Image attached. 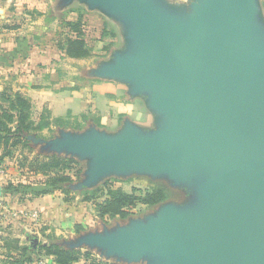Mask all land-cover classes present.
Listing matches in <instances>:
<instances>
[{
	"label": "water",
	"instance_id": "95a60500",
	"mask_svg": "<svg viewBox=\"0 0 264 264\" xmlns=\"http://www.w3.org/2000/svg\"><path fill=\"white\" fill-rule=\"evenodd\" d=\"M107 2L130 12L151 54L148 62L123 64L119 74L160 89L155 105L174 121L152 139L130 133L116 143L75 141L76 152L101 159L93 183L84 186L107 172L142 166L187 179L204 161L223 164L234 177L204 187L210 205L198 215L166 209L138 233L112 237L115 254L157 250L174 256V264H264V41L253 38L255 0H204L191 31L145 0Z\"/></svg>",
	"mask_w": 264,
	"mask_h": 264
},
{
	"label": "crops",
	"instance_id": "0c3cea01",
	"mask_svg": "<svg viewBox=\"0 0 264 264\" xmlns=\"http://www.w3.org/2000/svg\"><path fill=\"white\" fill-rule=\"evenodd\" d=\"M6 1L3 8L0 6V66L7 65L6 67L9 68V64H6V56L10 57L13 54V49L19 50L20 46L22 48L19 51L23 57L17 64L22 71L20 74H12L11 68L8 69V72H4L0 68V78L4 81L22 82L15 91L31 100L33 115L35 112H39V118L35 119L37 123L40 122L44 111L51 114L50 125L43 130L42 135L51 134L44 138L51 144L53 154L74 160H79L80 157L93 158L96 156L76 152L70 148V145L76 141L74 139L75 133H77L75 130L76 120H82L83 117L90 124H94V121L97 123V137L106 140L104 137L109 138L116 134L118 139L106 140L112 143L121 142L122 138L130 133L139 138L152 139L170 129L174 121L173 114L155 105L156 99L163 92L155 86L143 85L141 81L118 72L123 64L132 61L145 63L151 58L146 45L136 36L138 24L130 12L118 10L116 4L109 3L108 0ZM145 1L163 18L169 19L173 24L186 31L192 30L198 6L204 5V0ZM253 6H256V12L252 17L253 38L264 41V35H262L264 31V0H255ZM7 14L16 16L19 25L15 28L16 31L7 26L9 23V20H6ZM79 18H82L83 21L86 42L93 51V57L89 59L68 58L56 46L58 33L64 30L65 23L77 22ZM89 34L96 39L95 46L89 44L87 40ZM98 46L101 47L100 53L107 59L104 58L106 60L101 61L87 75L78 73L76 70H68L66 73L60 74L59 68L64 61L85 62L94 59L99 54L96 52ZM1 60H4V63ZM43 67L46 70H38L44 69ZM140 98L145 102H140ZM144 114H147V118H149L147 121H151V125L144 126L139 120L141 118L139 116ZM55 120H63L62 131L66 133L67 143L54 137V132L61 129ZM85 126L81 122L79 129L82 131ZM70 136H74V138L71 139ZM83 139L84 137L78 141L83 142ZM62 145L67 148L65 147L61 150L62 153L58 154V149ZM132 171L136 172V169L128 172L113 170L107 173L115 174V177L120 179L125 174H128L125 176L130 178L136 176L130 173ZM5 179V176L0 178V249L5 247V240L10 237V234L5 230L7 223H14V225L20 223L24 230H27L31 224L37 231L34 235H38L37 233L40 232L42 234L52 233L53 227L58 228L66 224L67 227L72 226L74 231L77 227L80 228L81 233L87 231L83 223L72 221L76 220V205L74 207L72 201L65 202L64 197L61 204L57 203L55 196L59 193L58 191L35 198L24 197L17 201L14 194L7 189ZM109 180L110 178L105 179L104 183ZM109 182L113 184L111 180ZM113 188L119 189L114 186ZM87 189L90 188L87 187ZM137 209H133L131 213L134 214ZM34 214L38 217L36 222L33 219ZM94 218L103 222L108 221V219L101 220L95 213ZM24 230L21 231L24 232ZM24 234L27 241L30 240L31 234L28 232ZM14 238L19 241L21 246H24L21 236H14ZM82 245L75 247V250L90 252L94 257L98 256L100 260L108 262L102 258L101 251L98 254L97 251L89 250V245L84 243ZM6 252V258L0 255V264H16L8 256L20 259L21 264H42L40 259L45 260L47 264H55L54 258L47 256H38L39 259H34L32 263H24L26 258L18 256L15 251ZM104 252L107 254L106 251ZM85 263L82 260L78 264Z\"/></svg>",
	"mask_w": 264,
	"mask_h": 264
},
{
	"label": "rangeland",
	"instance_id": "374dc122",
	"mask_svg": "<svg viewBox=\"0 0 264 264\" xmlns=\"http://www.w3.org/2000/svg\"><path fill=\"white\" fill-rule=\"evenodd\" d=\"M6 0H0V6L3 8L4 5H6ZM264 12V11H263ZM9 20V23H7V26L12 28L11 30L16 31V27H18V20L16 16H10L7 14V19ZM263 20H264V13H263ZM14 28V29H13ZM64 30L62 32H59L58 40L56 46H58L59 38H61V35L64 33H67L66 28H63ZM87 40L89 41V44L92 46H95L96 39L92 37L91 34L88 35ZM21 49L22 47L19 46ZM19 49V50H20ZM101 47L98 46L96 49V52L99 53L94 59H91L89 61L85 62H70V61H64L60 66V74L66 73L68 70H76L78 73H81L83 75H87L89 71H91L93 68H95L101 61L106 60L107 58L105 55H102L100 53ZM13 54L8 57L6 56V64H9V68L6 66H0L2 71L8 72V69L11 68V73H21V68H18V64L21 62V59L23 56H21L20 51L17 48L13 49ZM16 50V51H15ZM16 53V55H14ZM18 54V55H17ZM17 56V57H16ZM5 58V57H3ZM10 58V59H9ZM106 58V59H104ZM2 63H4V60H1ZM18 63V64H17ZM73 65V66H72ZM44 68V67H43ZM39 71L46 70L44 69H38ZM25 73V72H23ZM20 81H4L0 78V92L7 93L9 95H14L15 93H20L17 90L21 86ZM83 84V83H82ZM23 86V84H22ZM23 95V94H22ZM24 96V95H23ZM26 99L29 100L31 103V100L26 97ZM140 102H145V100L139 99ZM4 101L2 98H0V104H2ZM8 103V102H7ZM7 103H4V105L8 106ZM32 105V104H31ZM33 108V107H32ZM148 113V112H147ZM141 117V118H140ZM147 114L139 116V120L144 124V126H147L148 124L151 125V121H147L149 118H147ZM39 118V112H35L33 115L32 112V120L37 123L35 119ZM94 118V117H93ZM92 118V119H93ZM94 120V119H93ZM85 124V129L81 131V122ZM61 127L59 131L54 132V137H57V139L65 141L67 143V138L65 137V132L62 131V124L58 123ZM93 124V123H91ZM89 121H85L84 117L82 120H76V127L75 130L77 133H75L74 136H70V138H74L76 141L83 138V141L86 139H94L96 138V124L94 121V124L91 125ZM58 128V129H59ZM57 130V129H56ZM82 132V133H79ZM114 132V131H113ZM113 137L106 138V140L109 139L114 140L118 139L116 134H113ZM51 136V134H45L42 135V133L39 132H31L28 137V145L27 146H19L15 149H13V153L15 155L14 159L6 158L4 161V164L0 167V170H3L5 172V183L6 187L10 184L13 185L14 189H17L16 192H12L14 194L15 199L20 198H35V192L43 189H48L46 191L55 192L58 191L59 193L55 196V200L57 199V203L61 204L64 197L62 196L63 193L59 188H51L50 185L47 184V179L40 176V175H34L28 170V166H26V163L24 162V159H31L34 156H51L56 155L52 153L51 144L49 141H46L44 137ZM125 137L122 138V141ZM66 146L62 145L58 149V154L62 153L61 150L64 149ZM67 148V147H66ZM71 150L73 149V146L70 145ZM74 150V149H73ZM55 151V150H54ZM61 157V156H59ZM77 161L78 165L74 166V169L70 172V176L74 179L73 183L70 185L69 190L71 192L70 197H74V200L72 201L75 207V214H76V220L79 223H83L85 227L87 228V231H84V233H81L77 228L74 231V228L67 227V224L65 226H59L53 227L54 231L52 233H46L42 234L37 233L38 235H34L37 231L33 229V226L30 224L27 230H24L23 226L20 225V223H17L16 225L13 224H6L5 230L8 234H10V238L16 237H22L21 241L24 243V246L31 247V241L34 239V237H37V242L35 243V250H30L31 252L28 253L27 259H39L36 253L32 251H38V247L41 245L46 244H57L59 247L63 249H69V250H75L73 248L74 246L80 247L83 243L90 246L91 251H97L99 254V251H101V256L104 260H100L98 256H95L98 261L101 263H109V264H174L177 263V259L173 256L168 257L166 256L164 258L163 254L158 253L157 250H150L148 253L137 256V257H130L127 256L122 258V256H119V254H115V249H113V246L110 244L112 237H119L131 234L132 232L138 233L141 231V228L148 227L151 223L155 222V220H161L162 216L161 213L165 211L166 209L173 208L181 213L184 214H190V215H198L204 210L205 207H207V202H204L203 200V189L205 186L210 184L212 181L221 180V181H230L234 179L233 176H231V171L226 167L223 166L221 163H215V162H209L204 161L196 164V166L193 169L192 174L187 177V179L180 180L179 178H173L171 174L166 172L167 170L163 169L161 170H154L149 169L148 167L142 166L141 168L136 169V172H130L133 175H136L134 177H126L125 175H122L123 178H116L115 174L107 173L106 175L99 178L92 187H89L90 189H87L84 185L89 182L93 183V180L91 179L92 173L97 169V166L100 164L101 159L98 156H94L93 158L89 157H80ZM129 171V170H128ZM125 171V172H128ZM136 173V174H134ZM125 176V177H124ZM112 177V178H111ZM110 178V180L113 182V186L116 188H121L127 192H130L134 187L141 188L142 190H148L153 189L157 187L164 188L167 191L168 194V200L160 205L159 207L154 208H146V207H140L132 214V217H129L127 219H108V221H99L98 219L94 218V207L93 204L87 203L82 201L83 200V193L85 191H93L97 189L98 187H101L105 181V179ZM109 180V181H110ZM114 180V181H113ZM60 187L63 189H67V185H60ZM40 192V191H39ZM204 193H206L204 191ZM14 216V215H13ZM157 223V222H156ZM23 224V223H21ZM21 230H24L22 232ZM56 230V231H55ZM22 232V233H21ZM25 232H28L31 234L29 237L30 240L27 241L25 237ZM78 237V238H77ZM102 237L104 240V243H100L97 241ZM15 239V238H14ZM81 239V240H80ZM106 241L108 243H106ZM82 242V243H81ZM81 243V244H80ZM83 246V245H82ZM85 246V245H84ZM78 250V249H76ZM0 255H3L6 258L7 250L2 247L0 249ZM81 251V250H78ZM104 251H108L107 254H105ZM155 251V252H154ZM125 256V255H123ZM42 257V256H41ZM118 257V258H117ZM42 261V264H47L45 260H39ZM91 262V260H88ZM33 262V261H32ZM40 264V263H39ZM88 264V262H87Z\"/></svg>",
	"mask_w": 264,
	"mask_h": 264
},
{
	"label": "trees",
	"instance_id": "16d2710c",
	"mask_svg": "<svg viewBox=\"0 0 264 264\" xmlns=\"http://www.w3.org/2000/svg\"><path fill=\"white\" fill-rule=\"evenodd\" d=\"M67 33L61 35L58 42L59 50L68 58L71 59H89L93 57V51L89 47L85 39L83 30L82 18L77 22L65 23ZM0 98L4 101L0 104V167L4 164L6 158L14 159L13 149L19 146L28 145V137L31 132L42 133L45 128L50 125L51 114L48 111L40 117V122L36 123L32 120V105L25 96L20 93L9 95L0 92ZM8 102V103H7ZM7 103L8 106L4 105ZM63 120H55V123H62ZM29 172L34 175H40L46 178L47 184L51 188H59L65 195V202L74 200L69 190L73 183V178L70 172L77 166L78 163L74 159L51 156H34L31 159H24ZM67 185V189H63L60 185ZM11 192H16L13 185L7 186ZM48 190V189H46ZM36 191L35 197L49 194V191ZM51 192V191H50ZM84 202L93 204L95 214L101 220L105 219H127L132 215V210L138 207H156L164 204L168 200L167 191L164 188L157 187L148 190L141 188H133L131 192H125L122 189H114L109 181L103 183L101 187L93 191H85L83 193ZM80 230L79 227H77ZM8 252L15 251L18 256L27 258L30 250H35V247L21 246L19 241L8 237L5 240V247ZM38 251H32L37 256L53 257L55 264H78L84 260L88 264H109L101 263L90 252H82L78 250H69L59 247L57 244L41 245ZM14 263L21 264L20 259L14 256ZM88 260H91L89 262ZM33 259H25V262L32 263ZM85 263V264H86Z\"/></svg>",
	"mask_w": 264,
	"mask_h": 264
},
{
	"label": "built area",
	"instance_id": "2783aa9c",
	"mask_svg": "<svg viewBox=\"0 0 264 264\" xmlns=\"http://www.w3.org/2000/svg\"><path fill=\"white\" fill-rule=\"evenodd\" d=\"M4 176H5V172L3 170H0V178L4 177ZM33 219L35 220V222H36V220H38V217L36 214L33 215Z\"/></svg>",
	"mask_w": 264,
	"mask_h": 264
}]
</instances>
